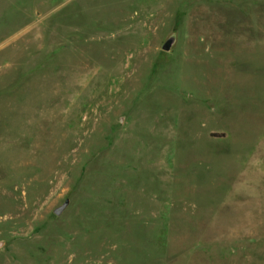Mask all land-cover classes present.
I'll return each instance as SVG.
<instances>
[{"label":"rangeland","instance_id":"obj_1","mask_svg":"<svg viewBox=\"0 0 264 264\" xmlns=\"http://www.w3.org/2000/svg\"><path fill=\"white\" fill-rule=\"evenodd\" d=\"M0 242L264 264V0H0Z\"/></svg>","mask_w":264,"mask_h":264},{"label":"water","instance_id":"obj_2","mask_svg":"<svg viewBox=\"0 0 264 264\" xmlns=\"http://www.w3.org/2000/svg\"><path fill=\"white\" fill-rule=\"evenodd\" d=\"M163 49L168 50V47L165 46V47H163ZM67 204H68V202L66 201V202H64L61 206L57 207V208L54 210V214H55V215H59V214L64 210V208L67 206ZM0 247H1V242H0Z\"/></svg>","mask_w":264,"mask_h":264}]
</instances>
